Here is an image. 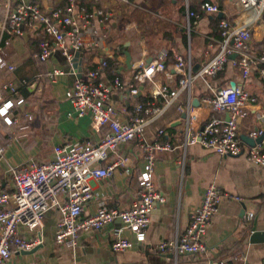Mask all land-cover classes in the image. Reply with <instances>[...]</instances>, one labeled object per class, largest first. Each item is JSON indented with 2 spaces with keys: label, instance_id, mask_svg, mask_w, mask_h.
<instances>
[{
  "label": "built area",
  "instance_id": "built-area-1",
  "mask_svg": "<svg viewBox=\"0 0 264 264\" xmlns=\"http://www.w3.org/2000/svg\"><path fill=\"white\" fill-rule=\"evenodd\" d=\"M120 1L128 5L133 3V0ZM239 1L244 9L256 11V20L264 16V0ZM100 3L101 0H66L63 7L44 8L32 1L6 0V13L0 21V69L15 71L16 66L8 60L7 49L27 30L46 35L33 53L35 59L46 62L55 52H60L69 69L55 68L34 80H9L1 84L0 115L8 119L10 125L19 123L13 109L24 105L26 99L21 97L14 101L7 98L8 95L20 96L22 87L31 89L35 85L53 83L59 76L73 75L74 82L66 94L67 99L78 117L91 116L92 128L100 139L56 145L47 162L13 166L5 172L0 165V173L6 174L10 181V185L4 188L0 179V264H7L12 255L31 252L43 243L41 230L46 215L53 209L60 214L55 234L58 246H79L82 234L101 230L115 220H121L124 228L134 232L139 243L148 244L146 231L151 215L159 205L167 202L155 185V167L158 155L172 150L173 144L166 138L165 128L158 130L153 141L146 138V130L152 121L178 101L184 91L190 93L187 104L180 107L182 112H187L185 149L201 145L220 156H245L249 162L264 167L262 146L247 148L238 135L240 121L248 116L250 106L259 101L244 84H236L233 88L229 83L215 89L208 85L212 95L199 99L201 104L198 107L193 106L195 82L217 77L229 64L241 71L244 81L256 69L264 83V48H252V24L236 27L230 21L222 20L219 50L198 71H193L191 54L186 58L176 52L175 71L180 79L175 88L158 80L159 73L171 77L167 66L170 51L167 49L159 50L151 62L141 54L136 61L135 74L125 82L120 77L105 78L107 60L100 61L95 70L83 66L82 77L78 78L73 71L75 53H82L84 65L87 49L91 45L103 47L108 36L101 26L106 24L110 14L98 6ZM90 5L93 8L90 9ZM186 8L188 32L196 29L202 16L220 13L219 5L212 1H205L200 12L191 10L189 4ZM88 37L90 41L86 43ZM232 56L235 58L231 59ZM141 86L150 88L148 99L144 101L139 98ZM116 93H122L123 100H133L134 97L136 100L130 106L119 105L114 97ZM260 118L264 120V114ZM25 120L27 124L22 129L28 128L33 116L26 113ZM259 136L257 132L252 134L254 139ZM131 143H135L145 160L144 170L138 178L137 202L128 210L101 204L94 214L85 215V208L94 197L92 181L112 179L122 160L118 157L109 161L110 158L118 153L121 145ZM4 152V146H0V158ZM180 165L184 167L185 162L181 161ZM226 200L241 201V198L210 184L185 231L174 239L148 244L150 250L173 254L176 258L205 253L209 228ZM253 217L251 214L249 219ZM131 247L132 242L121 236L111 242L114 252ZM210 264L233 263L220 260Z\"/></svg>",
  "mask_w": 264,
  "mask_h": 264
},
{
  "label": "crops",
  "instance_id": "crops-1",
  "mask_svg": "<svg viewBox=\"0 0 264 264\" xmlns=\"http://www.w3.org/2000/svg\"><path fill=\"white\" fill-rule=\"evenodd\" d=\"M41 4L44 8L63 7L66 0H27ZM82 2L85 0H81ZM203 1V0H201ZM219 5L217 15L202 16L192 32H188L187 4L191 10L198 9V0H133L128 5L120 0H101L98 5L110 14L103 27L107 38L103 47L91 45L85 52V69L98 64L104 58L115 57L119 62L118 74L125 81L136 72V61L141 54L149 61L159 50L167 49L170 57L167 66L171 77L159 73L158 80L171 87H177L180 79L175 71V53L191 54L193 71L200 69L219 50L220 22L230 21L232 26L242 27L252 24L251 46L254 50L264 48V16L256 20L255 10H246L239 0H208ZM200 2V1H199ZM201 3V2H200ZM93 8V6H89ZM40 34L27 30L15 39L7 49L8 60L16 66L14 72L0 69V85L9 80H34L38 75H46L55 68L69 69L65 57L55 52L46 62L33 57L38 48ZM90 38H85L89 42ZM132 54V68L126 64L125 52ZM105 78L110 80L105 74ZM74 82L73 75L59 76L53 83L46 82L35 90H30L26 103L18 107L21 111L29 108L33 120L29 122L23 136L4 142V156L0 158L2 171L30 162L43 163L52 158L53 148L66 143L97 142L100 135L91 125V116L78 117L73 105L67 99V92ZM235 82L244 84L259 101L250 106L248 116L240 121L239 139L251 148L252 134L263 136L264 149V83L255 69L251 77L244 81L241 71L231 64L215 78L197 80L194 84V99L211 96V88H220ZM140 97L147 100L149 86L140 87ZM190 93L184 91L177 102L160 117L152 121L146 130V138L153 141L161 128L166 129V138L173 148L158 155L155 167V185L167 202L159 205L151 215L146 231V241L155 245L176 238L189 226L191 216L201 205L206 188L215 184L223 191L237 194L241 201L226 200L214 217L206 237L207 250L197 255L176 258L173 254H161L150 250L148 244L139 243L131 230L124 228L121 220H115L101 230L82 234L79 246L55 243L59 211L53 209L45 217L41 230L43 243L29 253L12 255L7 264H210L220 260H230L233 264H264V241L253 242V228L264 232V167L249 162L245 156H220L206 150L201 145L183 147L186 136V120L180 109L189 100ZM6 97V94L4 95ZM119 105L130 106L133 100H123L122 93H116ZM2 103L0 102V107ZM8 143V144H7ZM122 160L115 175L110 180L92 181L94 197L85 208V215L94 214L101 204L110 208L128 210L138 199L140 190L138 178L144 170L145 160L135 145L123 144L116 158ZM181 161L185 166L180 165ZM0 173L4 188L10 185L6 174ZM254 217L249 219L250 215ZM117 236L132 242V247L123 252H114L111 242Z\"/></svg>",
  "mask_w": 264,
  "mask_h": 264
},
{
  "label": "water",
  "instance_id": "water-1",
  "mask_svg": "<svg viewBox=\"0 0 264 264\" xmlns=\"http://www.w3.org/2000/svg\"><path fill=\"white\" fill-rule=\"evenodd\" d=\"M219 18H224V14L223 13H220ZM125 56H126V64L128 66V68H132V61H133V58H132V54L129 52V51H126L125 52ZM82 58H83V55L81 52H76L75 53V58L73 60V71L76 72L77 74V77L78 78H81L82 77V71H83V62H82ZM235 58V56H232L231 59ZM148 62H151V59L148 61ZM199 69L198 68H195V71H198ZM231 86L234 88L236 87V83L235 82H232L231 83ZM37 85H35L33 88H31L30 90H35L37 89ZM201 104L200 100L198 98H196L193 102V106L195 107H198L199 105ZM182 118L184 120L187 119V112H184L183 115H182ZM250 141V144H251V147H254L256 146L257 144H260L262 143V140H263V136L258 138L257 140L256 139H247ZM253 235H252V241L253 242H262L264 241V232H260L255 228H253ZM23 253H29V252H23Z\"/></svg>",
  "mask_w": 264,
  "mask_h": 264
},
{
  "label": "rangeland",
  "instance_id": "rangeland-1",
  "mask_svg": "<svg viewBox=\"0 0 264 264\" xmlns=\"http://www.w3.org/2000/svg\"><path fill=\"white\" fill-rule=\"evenodd\" d=\"M6 0H0V21L3 18L4 14L6 13ZM23 112V119L20 118L21 115L19 114L18 116H16V118H18L19 123H13L12 125H10V122L8 119H5V117L0 115V146H4V142H8L12 141L13 139H17V137H20L21 135L23 136V134L25 132L26 129H22V126L27 124L26 120H25V114L26 113H31L29 111V108L22 111ZM10 117H12V115H9ZM15 116V115H14ZM22 123V124H21ZM31 125H28V129H30ZM26 130V131H27ZM7 143V144H8Z\"/></svg>",
  "mask_w": 264,
  "mask_h": 264
},
{
  "label": "trees",
  "instance_id": "trees-1",
  "mask_svg": "<svg viewBox=\"0 0 264 264\" xmlns=\"http://www.w3.org/2000/svg\"><path fill=\"white\" fill-rule=\"evenodd\" d=\"M201 3H200V2ZM205 1H208V0H203V1H201V0H198V4H199V7H198V9H200V6L205 2ZM45 37V38H44ZM42 39H46V35H44L43 33H41V36H40V40H39V42L42 40ZM39 42H38V45H39ZM37 50H38V48H37ZM36 51V50H35ZM102 60H107V63H108V67H107V69H106V71H105V73H106V75H107V77L110 79V80H113L114 78H116V77H120L121 78V75L120 74H118L117 73V71L119 70V62L117 61V59L115 58V57H113V58H104V59H102ZM101 60V61H102ZM98 67V64H93L91 67H88L89 69H91V70H95L96 68ZM122 79V78H121ZM122 81H124L123 79H122ZM126 81V80H125ZM124 81V82H125ZM45 83V82H44ZM21 95L20 96H10V95H8L7 96V98H11L12 100H14V101H16L17 99H19V98H21V97H24L26 100H27V97H25V95H30V91H29V89L27 88V87H22L21 88ZM145 100V99H143L142 97H140V100ZM13 113H14V115H15V117L16 116H18L19 114L21 115V117L20 118H24L23 116V112L19 109V108H17V107H15L14 109H13Z\"/></svg>",
  "mask_w": 264,
  "mask_h": 264
}]
</instances>
